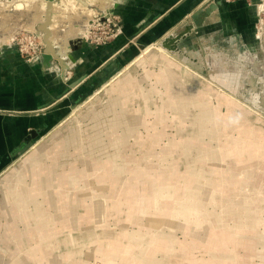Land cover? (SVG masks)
<instances>
[{"label":"crops","instance_id":"obj_1","mask_svg":"<svg viewBox=\"0 0 264 264\" xmlns=\"http://www.w3.org/2000/svg\"><path fill=\"white\" fill-rule=\"evenodd\" d=\"M132 2L127 8L124 7L119 10V15L123 17L122 32L116 36L114 41L95 47L86 42L79 46H74L71 40L67 45L69 57L66 54H58V58L54 56L53 59L44 60V63L54 68L53 70H61L63 74L67 70H74L71 73L72 80L68 85H65L66 82H61L59 79L51 83L49 77L38 70L37 75H32L30 81L23 80L24 87L16 91L13 88H6L4 81H0V109L6 108L8 112L15 113V115H7L0 112L1 161L5 162L6 157L10 156L14 147L21 144L26 138L28 128L40 129L41 133L45 134L61 123L65 119L68 109L70 110L74 107L70 99L73 97L75 90L79 87L88 89L89 86L94 85L99 87L100 85H104L113 74L119 73L124 67L125 69H129L138 62L139 58H143L151 49L157 45H161L167 37L171 35L178 36L174 33H177V31L181 32L184 27L190 24V18L195 21L204 16L201 12L204 11L202 9L206 4L205 0H135ZM219 3L221 2L219 1L216 4ZM245 6L246 3L241 0L225 4L221 7L222 12L226 13L223 21H220L217 25H206L209 16L203 17V25L198 26L192 32L195 33L196 30L211 28L209 31L217 30L224 32L225 34L223 35L227 38L222 37V39H228V41H225L227 43L236 39L242 40L247 45H254L252 38L255 17L253 16L251 7L248 9ZM63 36H66V33H63L61 37ZM200 36H203V38ZM197 39L196 45L199 44L200 47L197 46L199 52L204 56L207 49L206 39L209 40V37L204 33L197 36ZM63 40L61 39L59 40L60 43L59 41L57 43L63 45ZM185 40H179L178 47L180 51L172 52L171 54L183 56L184 61H188V51L185 49V42L187 40ZM73 46L74 49H72ZM141 47L144 49L148 47V49L144 50L141 57H137ZM152 52V54H149V59L156 58L155 52ZM18 57L19 55L16 53L6 54L1 59L4 62H2L3 66L7 68L10 66L9 68H12L13 62L17 60L16 65L22 67L26 75H30L31 73L27 69V66L18 62ZM68 58L69 61H67ZM148 61L140 62H142L141 64H148ZM167 62L159 70L150 69L147 72L144 80L152 81L148 87L143 84L146 81L139 83L134 78H132L133 86L129 85L126 87L129 89L127 92L140 91L137 95L145 99V107L150 114H157L156 111L151 112L150 102L152 101V96L154 94L157 95L158 91H163L164 86L167 85L166 81L173 78L172 73L180 80V83L182 82L185 86L207 94L204 90L190 86L180 79L179 75L173 70L174 64L172 60ZM215 63L218 62L216 61ZM127 64L128 66H125ZM206 64L209 68L213 66L211 62ZM201 65L202 70L205 71V65ZM5 74L2 80L7 79V75ZM222 75L226 79L231 77L229 73H223L220 76ZM131 76L130 72L125 73L121 79L127 81ZM154 79L155 81H153ZM118 82L114 84L115 87L112 88V93H115L113 91L117 90L115 88H117L118 85L116 84ZM68 87L72 91L66 93ZM121 95L120 93H115L114 96L119 98H115L111 103L113 105H111L112 109L107 110L108 113L113 110L112 112L115 114V118L112 119L107 129H110V133H113L112 131L114 130L117 131V135L113 134L115 137H110V135L109 140L113 138L116 141H124L125 139L134 137L135 140L140 142L141 139H144L142 135V130H144V133L146 132V139H151L152 141L151 148H153L152 145L155 140V137L153 139L152 136L163 135L160 145H157V147H161L162 151L158 153L156 151L153 152V149H151L147 153V160L143 159V161L142 158L127 162L125 159H122L123 164L127 166H131L133 163L138 166V168L134 166L135 168L131 169L132 172L134 170L135 174L130 179L127 176H122L126 168L122 166L119 159L125 147L121 148V150L118 148L119 150L116 151L115 155L107 154V152L104 155V159L102 153L100 154V158H97L96 152H106L105 149L108 145L104 146V142L100 138L95 137L94 139L97 143L92 146L93 148L88 151L81 149V151H83V156L91 155L90 157L94 161L104 162L103 166H94L95 168H93L92 162L91 164L84 163L83 170L74 167L63 173L57 171V176L52 174L51 180L42 179V177L40 179L41 172L39 170L36 173V177L33 176L31 178V181L35 182V188L32 187L31 189L32 183L29 185V177L28 175L25 176L21 180V183L22 185H27L26 194L25 197L22 195L21 202L23 205H30V207L34 205V208L31 209L32 218L41 221V223L36 225L37 242L35 246L28 247L23 251V248L14 239L11 238V240L9 237L3 239L4 235L6 236L7 233L11 232L8 230L7 225L12 224L14 218L10 215L11 218L5 219L6 224L0 227V229L2 228L0 230V239L4 244L11 240L14 245L12 248H9L12 251H16V253L13 254V258L8 263L7 261L3 262L4 260H0V264H50V261L46 260L47 256H41L39 253L44 252L54 255V251L58 249L56 243H60L59 236L61 234L64 236L71 235V230H77L83 222L91 221V218L97 217L98 212H108V203L111 200H113L111 201L112 203H117L118 205L120 203L128 205L129 210L126 212L127 214L125 211L123 212V219H126L125 214L126 216L131 214L134 220H139L142 214H148V222L142 223V226L138 230H132L128 227L122 229L116 235V242H108L105 245L100 243L101 246L99 244L96 253L89 254V258H99L104 264H125L128 262L129 253L134 251L133 246L137 245L139 248L133 257L136 264H154L150 263L148 259L150 257L146 258L144 254L142 255L143 252H141V250L145 249L144 237L150 234L155 237V252L159 250V246L167 248L175 241L177 244H174V247L177 245V248L182 253V261L186 262V264H264V160L260 161L258 158L251 160L248 154L252 146L256 144L250 143L247 145L243 151L244 155L240 158L238 157L239 161L234 157L232 159L230 156L226 158L227 161L220 162L216 158L220 157L219 154L221 152L219 138L220 140L223 139H221L218 133L213 134L215 136L211 138L206 136L203 141H189L191 138L189 134L194 130V127H192L194 119H196L194 123L197 125L205 122L219 124L223 121L226 126L230 125V123L239 122L241 126L246 125L248 127V124L242 122L239 119L240 116L237 114L236 108H240V104L235 102L234 105V100L228 101L229 98L226 99L224 96L220 97L219 95L221 100L223 97L224 100L226 99L229 106L228 113L222 115L220 106L223 100L218 105H215L211 101L212 98L207 94L205 95L207 99H204L208 100L216 109L212 113L208 111L206 114L204 111L199 112V109L195 108L198 106L204 107L202 104L203 100H186V103L190 102L187 105L183 101L174 102L172 99L168 100L166 95L163 96V104L161 103L159 107L170 108L171 114L174 109L184 110L186 107H193L190 111L192 115L185 114L178 116L173 115V113L172 117L170 115V117H161L162 119L159 122H151L147 116H139L140 118L137 117L131 122L125 119L123 121L118 119L120 110H114L130 106L126 100L129 95L125 97ZM138 107L140 108L141 106L138 104ZM193 110H195V114ZM137 111H140V109ZM198 112L202 113V115H197ZM27 113H34V115H26ZM213 113L214 116H211ZM208 114L210 115L209 117ZM204 115H207V117ZM211 117L213 118L210 119ZM171 120H176L177 122V125H175L177 127L175 128L176 134L166 131L169 123L173 122ZM145 124L148 127L156 125L158 129L151 128L148 131ZM131 125L133 126L130 129ZM126 127L129 128L128 131ZM231 130L234 131L229 133L236 135L237 130L230 129L229 131ZM133 134L136 135L134 136ZM178 137L181 138L180 142H183V144L190 143L191 146H185L188 148L182 149L183 146L180 147L182 144L178 142ZM169 138L175 139L176 143H179L180 146H176L172 151H163V149L167 148L164 146L167 144ZM50 152L51 150L46 154H50ZM58 152L57 160H60L65 151ZM157 155H159V159L155 158ZM169 155L173 156L170 161L166 157ZM42 157H45V153H43ZM164 157H166L165 161H168L164 166L168 167L159 170L158 173V165L161 164ZM206 157H208V160L203 159ZM49 160H52V164L48 168L51 172V170L53 171V167H55L53 161H56V156H53L52 153ZM259 161L260 166L257 165ZM231 162H237L238 165L233 166V169H236L238 173L245 170L252 171V168L255 175L254 178L246 179L244 175H240V177L238 176L240 179L234 182L235 184H231L233 182L229 183V180L227 184L222 178L226 172L228 174L227 178L229 177V172L231 171L229 166L233 165ZM46 163H48V160L42 163L44 168L46 167ZM182 163L184 164V171L181 168ZM37 167L39 168V166ZM28 168L25 165L21 169L22 171L20 170L21 173L29 172ZM176 169H178V172ZM193 169L198 170L196 172L204 177L202 179H194L195 181L191 180L193 177L195 178V175L191 172ZM211 171L214 172L212 173ZM89 172H93L94 174V176H91L92 179ZM250 176L252 177L251 174ZM187 177L189 179L191 177V179L188 180ZM81 181H84L82 187L79 185ZM15 182H13L12 178L5 179L0 186V212L5 211V215H9L7 205L9 196L6 193L11 187L10 185ZM77 184L79 185L78 187ZM94 189L95 191H98L97 189L100 191V196L98 197L101 199H97V201L92 199L96 197L93 195ZM185 191L192 192L194 196L187 193L185 195ZM87 200H91L93 204L87 206L85 214L79 213V204L81 205V203H85ZM74 202L78 203V205L74 206ZM104 204H107V211ZM176 205L180 206L184 211L181 210V212L173 213L172 209ZM93 212L96 214L93 215ZM108 216L110 217L109 214ZM18 219L23 222L21 225L25 226V223L26 226L30 225V219L26 212L20 213ZM2 221L4 219L0 217V225L3 224ZM61 230L68 231H63L62 233ZM144 230L149 231L145 232ZM125 238H128L129 244L123 242ZM167 239L169 242L166 241ZM6 247L8 248V246ZM7 248H1L0 251H10ZM30 248H32L31 251H29ZM146 250L147 248L144 253H146ZM27 251H29V254L25 253ZM71 258L70 261L74 264L75 256ZM13 259H17V262H12Z\"/></svg>","mask_w":264,"mask_h":264},{"label":"rangeland","instance_id":"obj_2","mask_svg":"<svg viewBox=\"0 0 264 264\" xmlns=\"http://www.w3.org/2000/svg\"><path fill=\"white\" fill-rule=\"evenodd\" d=\"M12 1L13 0H0V81H4L6 88H13V90L16 91L17 89L24 87L23 80L30 81V79H32V75H37L38 70L49 77L51 83L54 80L59 79L61 82L65 81V85H68L72 80L71 73L74 70H67L63 74L61 70H53L54 68L52 66H48V64L44 63V60H46V55L44 56L45 53L51 55L49 59H53V56H55L49 51L45 52V37H41L43 35V32L42 30H38V26L42 25V23H44L45 21L48 0H14L13 2L15 3H13ZM132 1L135 0H92L91 6H85L78 0L74 1L77 5H72L71 3L69 5L67 2H70V0H55L53 3L52 23L50 24L49 28L54 33L51 41L53 47H56V52L58 54H66L69 57V52L67 53V45L71 40V43L74 44V46H79L86 42L88 44L90 43L94 45L95 47L104 45L105 43H108L110 41H114V39L116 38V36L114 35L118 34L116 31L117 29H114V24H117L118 28H120L119 34L122 32L121 28L123 24V17L119 15V10L123 9L124 7L127 8L130 3H133ZM205 1V7L202 9L204 11L201 12L204 16L206 15L208 9H211L213 5H218V8L215 9L210 15H208L209 17L206 16L208 17L206 25H217L218 23H220V21L224 20V16L226 15V13L222 12L221 7L225 4L238 2L240 0ZM219 1L221 3L216 4ZM241 1H244V3H246L245 7H247L248 9L251 7L253 16L255 17L252 38V40L254 41V45H248V52L246 49L247 44L243 43L242 40L240 41L235 39L233 41L231 40V42L228 43L225 42L228 41V39H222V37H225V35H223L225 33L222 31H209L211 30V28H208L207 30H196L195 33L192 32L187 36V41L185 40V49L186 51H188V61H184L183 56H180L178 54H171L172 51L168 50L161 43V45H157L155 48L151 49L146 55L143 56V58H139L138 62L132 65L129 69H125L124 67V69H122L119 73L113 74L112 77H110V79H108V81L104 83V85H100L99 87H97L96 85L89 86L88 89L79 87L80 89L78 88L77 90H75V92L73 93V97L70 99L72 105L74 106L72 107L73 109H68V113L65 115V119L52 129H50V131H48L47 133L42 134L40 129L37 128H28V134L26 138L21 142V144H18L14 147L10 156L6 157L5 162L0 160V186L5 179L12 178L13 182L16 181L15 183L10 185L11 187L6 193L7 196H9V202L7 203L9 215H5V211L0 212L1 219H4V221H2L3 224L0 225V227H3V225L6 224L5 219L11 218L10 215L14 218L13 223L7 225L8 230H10L11 232H6L7 235H4L2 238L6 239L7 237H9L10 239H14L16 243L20 244V246L23 248V251L28 247L36 245V225L38 223H41V221H37L35 218H32L31 209L34 208V205L30 207V205H23L21 202L22 195H24L25 197L27 187L26 184L22 185L21 180H23L24 177L28 175L29 179H27L29 185H31L32 183V186L30 187L31 189L35 184V182L31 181V178L33 176L36 177V173H38L39 170L41 172L40 179L42 177V179L46 178V180H51L50 178H52V174H54V176H57L58 172L63 173L64 171H68L69 169H72L74 167H78L83 170V165H85L84 163L91 164L92 162L91 165L93 166V168L103 166L104 162L94 161L93 159H91V155L83 156V151H81V149H86L87 151L92 149V146L97 143V141L94 139L95 137L100 138L104 142V146L108 145L105 149L106 152H96L97 158H100L101 153L103 155V159L104 155L107 152V154L115 155L116 151L119 150L118 148H120L121 150V148L125 147L124 151L121 153L122 156L119 159L122 166H125L126 168V171L122 176H127L130 179L135 174L134 170L132 172L131 169L134 166L138 168V166L134 165V163L131 164V166H127L126 164H123L122 159H125V161L127 162L133 159L142 158L143 161V159L147 160V153H149L151 149H153V152L156 151L158 153L162 151L161 147H157V145H160L163 139V135L158 134L152 136L153 139L155 137V140L153 141V148H151L152 141L151 139H146V132L144 133V130H142L144 139H141L140 142L138 140H135L134 137L125 139L124 141H116L113 138L109 140L110 135V137H115L117 135L116 130L112 131L113 133H110V129H107V127L110 126L109 124L111 123L112 119L115 118V114L114 112H112L113 110H111L110 113L107 112L108 109H112L113 105L111 103L113 102V100L115 98H119L114 96L115 93H120L122 94L121 96L124 97L129 95V97L126 98L130 105L129 107L124 106V108L113 109L115 111L120 110L118 119H120L121 121L125 119L131 122L139 116H147L148 119L151 120V122H159V120L162 119L161 117H172L173 113V115L178 116H182L185 114L192 115L190 111L193 107H186L184 108V110L174 109L172 114L170 108L159 107L161 103L163 104V96L166 95L168 97V100L172 99V101L174 102H185L186 100H203L202 104L204 105V107L198 106L195 108H198L199 112L204 111L207 114L208 111H215L216 109L214 105L208 102V100H205L207 99L205 95L208 94L212 98L211 101L215 105H218V103L223 100L221 102L222 105L220 106L222 115H226L229 110V106L227 104L228 102L226 101V99H232L234 100V102H238V104H240V106L242 107L236 108V111L240 116L239 119L242 122L248 124V127L246 125L241 126V123L239 122L230 123V125L226 126L224 125L223 121L219 124L205 122L203 124L197 125L196 123H194L196 122V119H194L192 124L194 130L189 134L191 136L189 141H203L205 140L206 136H209L211 138L215 136H213V134L218 133L223 140H220L219 138V148L221 152L219 154L220 157H217L216 160L219 159L220 162H224L227 161L226 158L231 156L232 159L236 158L237 161H239L238 159L242 155H244V148H246L250 143H254L256 145H253L252 149L248 153L249 159L252 160L253 158H258L260 161L264 160V31L262 29V27L264 28V0ZM10 2H12V4ZM37 2L38 4H36ZM16 3L17 5L15 6L14 4ZM32 3L35 5H32ZM261 6L263 9L261 8ZM104 15L108 16L111 19V22H109L108 19L105 21ZM189 20L190 24H195V21H193L192 18H190ZM197 27L198 26L196 25L194 30ZM184 30L185 27L182 29V31ZM88 31L89 33H87ZM63 33H66V36L61 37ZM178 33H180V31H177V33L174 34ZM204 33L208 35L209 40L206 39L207 49L205 50V55L202 56L198 49V47L200 46L199 44L196 45V42L198 40L197 36ZM257 35H263L260 43L256 41ZM200 37L203 38V36ZM61 39H64L62 41L63 45L59 44V40ZM58 41L59 43H57ZM74 46L72 47V49H74ZM253 48H257V53H255ZM146 49H148V47L145 49L141 47L139 50L140 55L138 54L137 57H141L144 50ZM160 49H163V51H161ZM152 51L155 52L156 58L149 59V54H152ZM8 53L18 54V62L22 63V65H26L31 74L26 75L24 73V69L19 65H16L17 60L13 62L14 65L12 66V68H9L10 66L8 68L4 67L2 64L3 60L1 59ZM250 57H252V59ZM145 60H149L148 64H141L142 62L140 61ZM169 60H172L174 64L173 70L179 75L180 79L185 81L190 86L196 87L200 90H204L205 92H207V94L189 86H185L184 84H182V82L180 83V80L174 75V73L171 72L173 78L166 81L167 85L164 86L163 91H158V96L156 94L152 96L153 98H151L152 101L150 102L152 108L151 112L156 111L157 114H150V112H148L147 108L145 107V99L142 96L137 95L140 91H134L135 93L132 91L127 92V90L129 89H127L126 87L133 84L132 78H134L135 81L137 80L139 83L146 81L144 80V78L146 77V74L150 69L159 70L160 67L164 66V64L166 65L168 63L167 61ZM67 61H69V58L67 59ZM216 61L218 63H215ZM210 62L213 64V66L209 68L206 63L209 64ZM201 64L205 65V71L202 70ZM125 66H128V64ZM129 72L132 75L131 78L129 77L127 81L121 79L123 78V74ZM4 73H6L5 75H7L6 80H2L4 79ZM223 73H229L231 77L229 79H226V77H224L223 75L220 76ZM120 79L121 81H119ZM153 81H155V79ZM117 82L118 84L116 85L118 86L117 88H115L117 90L113 91L115 93H112L111 90L113 87H115L114 84ZM151 82L152 81H146L143 84L148 87ZM76 85H78V83H76ZM70 91L72 90L68 87L66 93H69ZM219 95L220 97L224 96L226 99L224 100V98H222L221 100ZM188 103L186 104L188 105ZM138 104L141 106L140 108L138 107ZM138 109H140V111H137ZM0 112L6 113L7 115H15L14 112H8L6 108L0 109ZM199 112L197 115H202V113ZM193 113L195 114V110H193ZM32 114L34 115V113H27L26 115ZM171 121L173 122L169 123V127L166 131L171 134H176L177 131H175V128L177 127L175 125H177V122L176 120ZM132 126L133 125H131V127L129 128L131 129ZM188 126L190 127L189 124ZM129 128L126 127V130L128 131ZM151 128H156V125H153L151 127H148L146 125V129L148 131H150ZM156 129H158V127ZM230 129H236V135L233 133L230 134L232 131H234H229ZM155 132H157V130H155ZM133 135L135 136L136 134ZM177 139L178 142L181 141L180 137H178ZM180 143L182 144L181 146L179 145V143H176L175 139L169 138L167 144H165L164 146L168 149H163V151H172L176 148V146H183L182 149L188 148L185 146H191L190 143ZM50 150V154H46ZM58 151H65L60 160H57V153H59ZM43 153H45V157H42ZM52 153L53 156H56V161H53L55 167H53V171L51 170L50 172L48 168H50L52 160H49V158L51 159ZM166 157L168 158V161H170L173 156L169 155ZM166 157H164L161 164L158 165V173L159 170L168 167L164 166L168 163V161H165ZM155 158L159 159V155L155 156ZM203 159L208 160V157ZM47 160L48 163L45 164L46 167L44 168L42 163ZM260 161L257 164L258 166H260ZM232 164V166H229L231 169V171L229 172V177L227 178L228 174L226 172V174L222 178V180H225L227 184L228 180L230 182H233L232 184H235L234 182H237L240 179V175H244V178L246 179L254 178L255 175L252 168V171L245 170L238 173L236 169H233V166L235 167L237 162H233ZM25 165L29 167V172H25L23 174L21 173V169ZM37 166H39V168ZM181 168H183V171L185 170L183 163L181 164ZM207 169H209V167H207ZM176 170L178 172V169ZM196 171L198 170L193 169V171H191L192 174L195 175V178L193 177L191 179L190 177V179L193 181H195L194 179L197 180L204 177ZM211 172L213 173L214 171ZM113 174L115 175L114 172ZM250 174L252 175V177L250 176ZM89 175L91 179V176H94L93 172H89ZM60 178L62 179V177ZM190 179L188 178V180ZM83 182L84 181H81L79 183L80 187L84 185ZM79 185L77 184V187ZM66 188L68 187L66 186ZM97 190L98 191H95L94 189L93 195L96 197L92 198L96 201L97 199H101L98 197L100 196V191L99 189ZM186 193L194 196V194L190 191H185V195H187ZM111 201L110 203H108V212H98L97 217L93 219L91 218V221L83 222V224H81V226L77 230H69L71 235L64 236L61 234L59 236L60 243H56L58 249L54 251L55 256L50 253L44 252L39 253V255L47 256L46 260L50 261V264H73L70 261L72 259L71 257L73 256H75V259L73 261L75 262L74 264H104L101 259L89 258L88 255L92 254L93 252L96 253V250L99 247L100 243H103L102 245H105V243L108 242H116V235L122 229L128 227L132 230H138L139 227L142 226L141 224L147 223L149 219L148 214H142L140 215L139 220H134L131 214H128L126 216V212L129 210L127 204L124 205L120 203V205H118L117 203H112ZM92 204L93 203L91 202V200H87V202L81 203V205L79 204V213L85 214L87 206ZM77 205L78 203L74 202V206ZM104 206L106 207L107 211V204H104ZM181 210L184 211L182 208H180V206L176 205V207L172 209V212H181ZM124 211L126 213V219H123ZM22 212H26L28 214L30 225L26 226V223L25 226L21 225L23 222H21L18 218L20 216V213ZM95 214L96 213L93 212V215ZM108 214L110 215V217L108 216ZM105 216H107V218H105ZM141 219L144 222L140 221ZM105 224L108 226H106ZM61 231L63 233V231L68 230ZM144 231L148 232L149 230ZM170 237L172 240H174L172 236ZM11 240L8 241V243L4 244L0 239V249L7 248L6 246H8L7 249L10 250L7 252L0 251V260H4L3 262L7 261L8 263L13 258V254L16 253V251H12L10 249L14 245ZM166 241H168V239ZM123 242L129 244L128 238H125ZM155 244L156 241L153 235H145L144 245L145 249L147 248V250L146 253H144L145 249L141 250V252H143L142 255L144 254L146 258L150 257L148 258L150 263L186 264V262L182 261V253L177 248V245H175L176 247H174V244H177L175 241L167 248L159 246V250L157 252H155L154 250ZM133 247L134 251L132 253H129V257L127 259L128 262H126L125 264H136V262L133 260V257L137 253L139 247L137 245ZM70 248L73 253L70 252ZM31 249L32 248H30L29 251H31ZM29 251L25 253L29 254ZM55 258L56 260H54ZM12 262L16 263L17 259H13Z\"/></svg>","mask_w":264,"mask_h":264},{"label":"water","instance_id":"obj_3","mask_svg":"<svg viewBox=\"0 0 264 264\" xmlns=\"http://www.w3.org/2000/svg\"><path fill=\"white\" fill-rule=\"evenodd\" d=\"M54 1L55 0H48L45 21H44V23H42V25H40L41 27L40 26L38 27V30L42 29L44 31H47V25H49L51 23V21H52V13H53V3H54ZM217 8H218V5H213L212 8L208 9V11L206 12V16L210 15ZM206 16H202L201 18H198V20H195V24L187 25L185 27L184 31H181L180 33L177 34L179 36V38L174 37L173 35L167 37L162 42V45H164V47H166L167 49H169V50H171L173 52H179L180 48L178 47V41L181 40V39H186L187 36L189 34H191L192 31L194 30V28H195L194 26L203 25V23H204V21H203L204 18L203 17H206ZM45 43H46L45 52L50 51L58 58V53L56 52V48L53 47V45L50 42V40L46 39Z\"/></svg>","mask_w":264,"mask_h":264},{"label":"bare ground","instance_id":"obj_4","mask_svg":"<svg viewBox=\"0 0 264 264\" xmlns=\"http://www.w3.org/2000/svg\"><path fill=\"white\" fill-rule=\"evenodd\" d=\"M14 1V0H13ZM12 1V2H13ZM75 0H70V2H67L69 5H70V3L72 4V5H75L76 4V2H74ZM78 1H80L81 3H83V5H87V6H91V1L92 0H78ZM12 2H10L11 4H12ZM13 3H15V2H13ZM36 4H38V2L36 3ZM48 4V3H47ZM15 6L17 5V3L16 4H14ZM32 5H35V4H33L32 3ZM77 5V4H76ZM92 6H93V4H92ZM34 7V6H33ZM36 7V6H35ZM261 8H262V6H261ZM263 9V8H262ZM104 13V12H103ZM52 16H53V13H52ZM45 17H46V15H45ZM51 23H52V21H51ZM50 23V24H51ZM50 24L49 25H47V31H44V30H42V32H43V35L41 36V37H45V41H46V39H49L50 40V42L52 43V41H51V38L53 37V31L49 28V26H50ZM263 26H264V24H263ZM39 27V26H38ZM41 27V26H40ZM262 29H263V31H264V28L262 27ZM40 31V30H39ZM49 32V33H48ZM87 33H89V31L87 32ZM86 33V34H87ZM261 33V32H260ZM264 33V32H263ZM262 36L263 35H257V38H256V41L258 42V43H260V41H261V39H262ZM177 38H179V36H176ZM43 41V40H42ZM45 43V42H44ZM45 45H46V43H45ZM56 48V47H55ZM247 52L249 51V47H248V45H247ZM254 49V51H255V53H257V48H253ZM171 51V50H170ZM50 52V51H49ZM173 52V51H172ZM52 53V52H51ZM53 54V53H52ZM46 55V60L48 61L49 60V58L51 57V55H49V54H44V56ZM54 55V54H53ZM54 57V56H53ZM251 59H252V57H250ZM224 98V97H223ZM229 100H231V99H228V101ZM233 101V100H232ZM231 101V102H232ZM234 105H235V102H234ZM238 105V104H237ZM239 106V105H238ZM240 108H241V106H239ZM238 108V107H237ZM210 112V111H209ZM211 113H212V111H211ZM229 115V114H228ZM210 116V115H209ZM211 116H214V113H213V115H211ZM206 117H207V115H206ZM231 117H232V113H231ZM235 117H237V116H235ZM210 119H212V118H210ZM230 119V118H229ZM228 120V119H227ZM226 120V121H227ZM212 121V120H211ZM237 121H238V118H237ZM249 130V129H248ZM229 183H231L230 181H229ZM224 184V183H223ZM232 184V183H231ZM42 226V225H41Z\"/></svg>","mask_w":264,"mask_h":264},{"label":"built area","instance_id":"obj_5","mask_svg":"<svg viewBox=\"0 0 264 264\" xmlns=\"http://www.w3.org/2000/svg\"><path fill=\"white\" fill-rule=\"evenodd\" d=\"M105 17H104V20L106 21L107 19H108V21L109 22H111V19L108 17V16H106V15H104ZM104 21V22H105ZM114 29L117 31V33L119 34V32H120V28H118V25L117 24H114ZM118 34H116V35H114V36H117ZM247 49V48H246Z\"/></svg>","mask_w":264,"mask_h":264}]
</instances>
